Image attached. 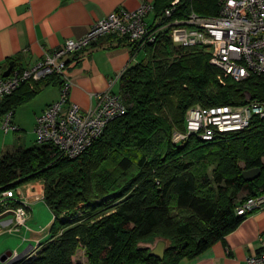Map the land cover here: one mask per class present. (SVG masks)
<instances>
[{"label":"trees","instance_id":"obj_1","mask_svg":"<svg viewBox=\"0 0 264 264\" xmlns=\"http://www.w3.org/2000/svg\"><path fill=\"white\" fill-rule=\"evenodd\" d=\"M172 1L153 0L159 24L192 12L216 15L220 0H178L164 16ZM143 49L145 58L119 74L125 112L78 156H63L51 143L0 152V191L40 180L53 215L47 237L18 264H76L78 248L85 261L77 264H179L235 229L247 215L236 213L238 205L264 192V116L211 140H172L191 106L264 101V73L220 83L222 71L209 53L175 45L168 28ZM61 82L58 74L22 82L1 99L0 117ZM257 167L260 174L245 180L243 171ZM158 238L165 242L163 258L149 254Z\"/></svg>","mask_w":264,"mask_h":264},{"label":"built area","instance_id":"obj_2","mask_svg":"<svg viewBox=\"0 0 264 264\" xmlns=\"http://www.w3.org/2000/svg\"><path fill=\"white\" fill-rule=\"evenodd\" d=\"M178 0L164 9L170 15ZM152 3L142 0L135 9L117 8L96 20L89 29L75 39H66L62 45L43 52L42 57L29 67H12L7 76L0 77V101L11 94L22 82L39 81L52 74L61 78L59 97L46 105L34 122L36 144L51 143L58 153L70 158L82 153L98 138L108 122L126 110L119 91L112 90L119 74L112 78L105 91L92 95L95 103L86 110L69 100L72 86L70 67L72 55L95 45L108 35L123 38L134 49L152 43L158 31L168 28L175 45L203 47L209 61L220 68V83L225 78L240 81L251 74L264 73V0H220L218 13L200 16L192 12L182 21L152 24L146 21ZM254 115L264 116V101L247 99L242 105H194L186 109L182 130L172 134L174 143L183 142L189 135L211 140L220 134L235 133L246 128ZM12 113L3 116L2 129L18 130L12 122ZM28 199L21 191L10 188L0 191V215L12 214L8 232H17L29 218L30 206L43 200V192L33 193ZM264 206V192L247 197L236 208L238 215L248 214ZM260 248L245 257V264H264V235L259 239ZM32 247L25 257L33 254ZM12 253V256L17 254Z\"/></svg>","mask_w":264,"mask_h":264},{"label":"crops","instance_id":"obj_3","mask_svg":"<svg viewBox=\"0 0 264 264\" xmlns=\"http://www.w3.org/2000/svg\"><path fill=\"white\" fill-rule=\"evenodd\" d=\"M141 1L0 0V77L10 61L15 62L12 67H29L42 57L44 51L59 47L66 39L81 36L96 20L111 11L117 8L135 9ZM155 19L152 11L146 17L148 24H152ZM136 55L123 38L115 35L102 38L95 45L76 52L72 55L70 67L72 86L69 100L81 110L91 107L95 103L92 95L105 91L112 78L127 66L139 61ZM117 84L118 80L113 84L112 90L118 91V87L115 89ZM57 88L55 100L59 97V86ZM51 102L53 101H46L41 109ZM12 119L15 123L14 115ZM2 123L3 116L0 117V124ZM4 132L0 129V152L13 150L10 149L12 144L7 142V138L11 136ZM21 192L31 200L33 193L43 192V183L40 180L29 181ZM37 201L41 200L32 204ZM30 220L29 217L26 224ZM52 221L53 215L51 220L39 229L21 226L17 232H8L6 229L12 223V214L5 213L0 215V237L9 233L18 234L22 242L27 244L26 248L32 245L35 250L47 237ZM5 226L7 227L4 231H1ZM263 235L264 206L248 213L236 228L222 239L208 246L197 256L182 259L179 264H245V257L260 248L259 239ZM84 252L82 248H78L73 257L76 264L85 261Z\"/></svg>","mask_w":264,"mask_h":264},{"label":"rangeland","instance_id":"obj_4","mask_svg":"<svg viewBox=\"0 0 264 264\" xmlns=\"http://www.w3.org/2000/svg\"><path fill=\"white\" fill-rule=\"evenodd\" d=\"M137 54V55H136ZM138 57V59L142 60L146 56L145 50L142 48L139 51L134 53ZM136 57V58H137ZM45 87V86H44ZM118 87V84L115 85V89ZM57 86L49 85L39 92H37L33 97L28 99L27 101L17 105L15 107L14 120L15 124L18 126V130H9L4 132L0 124V129L4 132V134L9 133L11 136L9 139L7 138V142L10 143V149H21L34 146L35 142V132H34V122L37 114L41 112V107L44 105L46 101L50 102L54 101L57 94ZM264 161V157L262 158ZM214 164H210L207 168V173L210 175ZM37 181V180H33ZM22 183L17 188L16 191H21L24 189V185ZM30 222L27 223V227L33 226L37 229L41 228L48 220H51L52 213L49 207L44 203V201H37L30 206ZM5 227H1V231H4ZM161 238H158L156 243L160 241ZM156 243H154L156 245ZM27 244H24L21 240V236L18 234H5L0 237V254L5 250H11L14 252L18 249V253L26 248ZM1 264V263H0Z\"/></svg>","mask_w":264,"mask_h":264},{"label":"water","instance_id":"obj_5","mask_svg":"<svg viewBox=\"0 0 264 264\" xmlns=\"http://www.w3.org/2000/svg\"><path fill=\"white\" fill-rule=\"evenodd\" d=\"M12 69V62H9L8 68L3 71L2 76H7ZM243 177L247 181H251L255 179L260 174V169L257 168H250L243 171ZM32 245H30L28 248L22 250L21 252L15 254L12 256L11 250H6L3 253L0 254V263L1 264H18V262L24 258L26 253L29 251ZM164 248H165V242L163 240H160L154 245L150 251L149 254L157 256L159 258H163L164 254Z\"/></svg>","mask_w":264,"mask_h":264}]
</instances>
